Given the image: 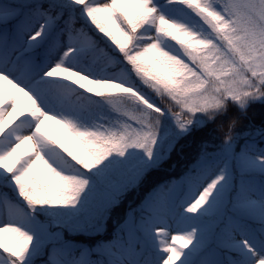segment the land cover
I'll return each instance as SVG.
<instances>
[{"label":"snow or ice","instance_id":"obj_1","mask_svg":"<svg viewBox=\"0 0 264 264\" xmlns=\"http://www.w3.org/2000/svg\"><path fill=\"white\" fill-rule=\"evenodd\" d=\"M0 264H264V0H0Z\"/></svg>","mask_w":264,"mask_h":264},{"label":"trees","instance_id":"obj_2","mask_svg":"<svg viewBox=\"0 0 264 264\" xmlns=\"http://www.w3.org/2000/svg\"><path fill=\"white\" fill-rule=\"evenodd\" d=\"M212 127L214 128L215 126H212ZM174 163L177 165L175 170H173L171 168V165L174 164ZM181 167H182V165L177 161V158L175 156H173L172 160L169 161V165L167 166V172L166 173L162 172V173H159L157 175L162 177V178H173L174 176H177L179 174V171H180ZM142 190L143 189H141V191ZM130 198L134 200L136 198L135 194L134 193L131 194ZM126 204H127V201L125 202V205Z\"/></svg>","mask_w":264,"mask_h":264}]
</instances>
